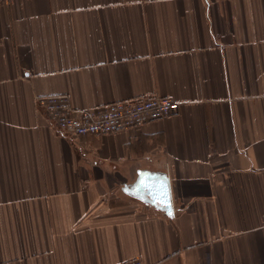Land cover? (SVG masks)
Listing matches in <instances>:
<instances>
[{
  "label": "crops",
  "instance_id": "obj_1",
  "mask_svg": "<svg viewBox=\"0 0 264 264\" xmlns=\"http://www.w3.org/2000/svg\"><path fill=\"white\" fill-rule=\"evenodd\" d=\"M51 95L180 108L74 137ZM263 219L264 0H0V264H264Z\"/></svg>",
  "mask_w": 264,
  "mask_h": 264
},
{
  "label": "built area",
  "instance_id": "obj_2",
  "mask_svg": "<svg viewBox=\"0 0 264 264\" xmlns=\"http://www.w3.org/2000/svg\"><path fill=\"white\" fill-rule=\"evenodd\" d=\"M37 105L55 122L57 128L74 137L109 135L139 128L176 115L180 105L169 97L149 96L118 101L101 107L76 110L68 96L51 95L37 99ZM261 229L264 233V219ZM121 264H144L133 258Z\"/></svg>",
  "mask_w": 264,
  "mask_h": 264
},
{
  "label": "water",
  "instance_id": "obj_3",
  "mask_svg": "<svg viewBox=\"0 0 264 264\" xmlns=\"http://www.w3.org/2000/svg\"><path fill=\"white\" fill-rule=\"evenodd\" d=\"M146 185L147 187H144V189H146L147 195L150 196L151 200L155 203L156 202L160 203L161 206L167 210V212L171 213L172 205H171V197H170V191L167 181H162V180H159L157 182L149 181L148 184Z\"/></svg>",
  "mask_w": 264,
  "mask_h": 264
},
{
  "label": "snow or ice",
  "instance_id": "obj_4",
  "mask_svg": "<svg viewBox=\"0 0 264 264\" xmlns=\"http://www.w3.org/2000/svg\"><path fill=\"white\" fill-rule=\"evenodd\" d=\"M145 187H147V185H144Z\"/></svg>",
  "mask_w": 264,
  "mask_h": 264
}]
</instances>
